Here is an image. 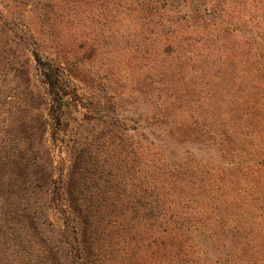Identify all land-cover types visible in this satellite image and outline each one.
<instances>
[{"label":"rangeland","instance_id":"1","mask_svg":"<svg viewBox=\"0 0 264 264\" xmlns=\"http://www.w3.org/2000/svg\"><path fill=\"white\" fill-rule=\"evenodd\" d=\"M143 1L0 0V264H27L29 254L36 259L29 264H43L41 240L69 264L61 241L64 220L71 219L63 190L83 168L95 179L90 185L110 186L111 151L126 152L121 128L135 127L138 114L152 110L148 96L126 86L129 77L149 64L194 58L192 46L202 60L232 45L240 47L237 58L264 60V0H159L156 11L141 8ZM161 18L183 20L179 47L186 54L177 55L169 40L179 28L161 27ZM34 51L71 64L78 95L67 100L59 125L49 115ZM237 135L233 151L194 150L207 163L209 193L218 180L222 201L220 241L207 234L206 264H264V122ZM172 142L159 144L170 151ZM119 172L127 178L126 169ZM229 226L234 230L225 237Z\"/></svg>","mask_w":264,"mask_h":264},{"label":"trees","instance_id":"2","mask_svg":"<svg viewBox=\"0 0 264 264\" xmlns=\"http://www.w3.org/2000/svg\"><path fill=\"white\" fill-rule=\"evenodd\" d=\"M158 2L144 0L140 5L156 11ZM175 12L179 15L181 9ZM161 19V27L182 28L183 20ZM182 35L180 30L169 39L177 55L186 54L179 47ZM170 48L165 49L167 54ZM239 49L217 48L210 51L211 58L202 60L197 57L199 48L192 46L194 58L149 64L139 77L126 80L128 88L148 96L145 101L152 110L144 118L138 114L135 127L121 128L126 152L111 151L110 186L90 185L95 179L87 177L83 168L63 190L64 212L71 219L64 220L61 241L69 264H206L207 234H214V244L220 241L222 201L218 180H213L209 193L207 163L194 150L233 151L239 130H253L264 122V60L237 58ZM33 56L46 87L49 115L59 125L67 100L78 95L71 64L44 60L37 51ZM246 103L253 106L242 113L239 109ZM165 138L173 141L170 151L159 144ZM179 145L186 148L181 155ZM121 168L127 171L123 180ZM230 208L239 214L236 206ZM230 230L234 227L221 232L226 237ZM41 244L43 264H60L58 248L42 240ZM25 258L27 264L36 261L31 254Z\"/></svg>","mask_w":264,"mask_h":264}]
</instances>
